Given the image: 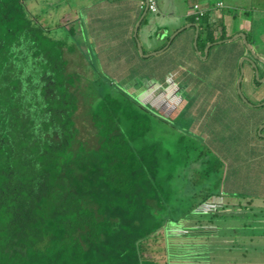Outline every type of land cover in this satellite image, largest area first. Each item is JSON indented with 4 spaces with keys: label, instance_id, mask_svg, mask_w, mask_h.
<instances>
[{
    "label": "trees",
    "instance_id": "1",
    "mask_svg": "<svg viewBox=\"0 0 264 264\" xmlns=\"http://www.w3.org/2000/svg\"><path fill=\"white\" fill-rule=\"evenodd\" d=\"M27 1L0 0V264H177L170 233L196 210L183 204L197 196L185 193L204 167V151L198 153L183 132L170 143L174 128L159 136L165 121L103 79L75 44L53 37ZM229 12L222 8L214 21L209 11L196 20L201 56L209 44L237 34L227 30ZM238 41L227 51L229 76L209 86L228 93L218 100L240 112L255 140L264 106L249 108L237 94L239 60L246 51ZM69 55H78L84 73L71 69ZM261 66L257 78L244 63L250 73L241 89L254 106L264 102L250 95L264 92ZM171 84L177 83L166 88ZM190 84H181V91ZM81 108L94 132L91 142L78 126ZM220 169L218 160L201 176L210 178ZM212 195L205 193L202 202Z\"/></svg>",
    "mask_w": 264,
    "mask_h": 264
},
{
    "label": "crops",
    "instance_id": "2",
    "mask_svg": "<svg viewBox=\"0 0 264 264\" xmlns=\"http://www.w3.org/2000/svg\"><path fill=\"white\" fill-rule=\"evenodd\" d=\"M62 2L66 6L61 20L62 26L73 40H76L78 51L93 67L96 66L91 62L92 59L98 58L105 62L104 66L113 68L115 76L125 78L113 81L125 83L136 82V76L148 75V72L143 71L141 67H149L152 63L153 67L171 68L168 71L165 69L163 71L167 79L157 82L194 83L196 80L191 79L192 75L201 76L204 69L208 67L205 66L206 64L202 66L203 60H199L196 54V26L199 28V25L196 23L198 20L194 15L193 8L198 5L205 13L210 11L209 17L214 21L221 17L220 10L222 8H228L226 0H216L215 2L212 0H157L158 11L155 13L147 10L145 5L142 8V4H145L146 0H62ZM220 3L223 4L221 8L218 7ZM248 15L249 12L245 11L244 18L230 14L225 17L228 19V23L232 24L238 20L236 32L239 34L244 32L243 28H246ZM258 17L259 24L264 26V13L258 14ZM256 26L253 24L250 26L251 29H255L253 32L254 43L251 45L256 48V54L264 58L262 48L264 34L261 35L260 42L262 43H257L255 40ZM181 29L182 31L169 44L171 37ZM138 43L141 44L142 54L139 51ZM214 45L209 48L204 60L207 62L210 55L212 63L210 62L209 68L213 70V73L222 70L223 74L229 76L228 66L230 67V65L227 51L230 48L218 47L212 50ZM87 50H90L92 56L88 55L89 51ZM156 52L157 54H154ZM250 58L254 60L258 72H260L261 64L264 65V63L255 60L252 55ZM191 68H194L195 71ZM254 70L257 77L256 69L254 68ZM159 72L161 71L159 70ZM246 72L250 73V70L246 69L245 74ZM260 80H263L261 83H264V77ZM250 95L255 101L264 100V92L257 95L250 92ZM205 98L215 100L223 98V96L217 90L214 94L210 93V96L205 93ZM261 104L256 106L252 104L253 106L249 108L263 107L264 105ZM244 111L246 114V110ZM238 113L241 115L240 112ZM263 118L264 110L260 112L257 120L261 121ZM263 125L264 123L260 126ZM263 130L264 128L261 132ZM246 141H248V151L251 153H246L247 163L262 164L264 167V161H262V159L264 160V138L258 136L255 140L249 138ZM261 179L264 180V175ZM261 186L262 189L259 188L261 190L253 191L263 194L264 182L261 183ZM209 206L210 208H208ZM252 206L253 201H249L247 207L250 211L253 209ZM245 207L230 201L206 205V209H203V211L206 210V214L202 215L208 216V219L203 221L198 219L195 224L193 222V224L191 222L185 224L187 230L179 229L180 232L176 233L178 235L176 237H179L176 238L178 240L176 243L182 245L187 243L181 241L185 235L190 236L191 244H200L204 241V247H199L197 250L199 254L196 258L191 259L194 262L204 258L207 264H264V230L262 225H257L256 221L251 220L249 223L226 220L230 213L234 215L237 212L240 215L243 209L247 210ZM263 211L261 210V213L264 214ZM219 217L222 219H216ZM248 228L251 231L246 234ZM204 253L205 257L202 255Z\"/></svg>",
    "mask_w": 264,
    "mask_h": 264
},
{
    "label": "rangeland",
    "instance_id": "3",
    "mask_svg": "<svg viewBox=\"0 0 264 264\" xmlns=\"http://www.w3.org/2000/svg\"><path fill=\"white\" fill-rule=\"evenodd\" d=\"M212 1L215 2L216 0ZM226 3L228 4V8L226 9L230 11L229 14L231 16L243 17L245 11L249 12V17L246 18L248 19L245 24L246 28L242 29L244 31L243 33L245 35H250V37H253L254 39L253 32L255 29H251L250 26H252V24L253 26L257 25L255 40L257 43H262L260 41L261 35L264 34V26L259 24L257 18H259L258 14L264 13V0H226ZM26 6L31 15L40 24L51 30L53 37L64 41L69 40L71 44H75L78 48L76 40H73L67 30L62 26L61 20L65 11L64 8L66 7L62 0H29L26 2ZM225 23L229 33H237L238 20L234 21L232 24L228 23V19L225 17ZM239 39L241 38L229 43L227 42L225 43L227 44L225 46H229L228 48L232 50L235 48L233 46L239 44ZM243 45L246 49L244 57L246 55L249 57L248 54L251 53L247 51L244 42ZM262 48L264 50L263 45ZM87 51H89L88 55L92 56L90 50ZM234 52H236V50ZM196 54L200 60H203L201 62L202 66L206 64L205 66L208 67L204 69L206 70L207 75H192L191 79L196 81L190 84V88H188L187 92L181 91V84H171V86L166 88V83L157 82L160 80H166L167 76H165L163 71L164 69L165 71H168L171 68H163L162 66H156V68L153 67L154 64L152 63L149 67H141L143 71L148 72V75L140 77L136 76V82L125 83L113 81L123 77L115 76L113 68L104 66L105 62L98 58L94 60L92 59L91 62L95 63V68L97 72L101 74L103 79L111 80L117 88L125 89L128 95L134 97V99L142 101L143 104L148 105V110L165 121L157 131L159 136L166 134L164 132L165 129L172 131L174 128L176 131L173 130L174 133L172 136L167 134L170 137L168 138L170 143L172 141L174 143V141L177 140L179 133L183 132L197 144L198 153L199 151H204V156L207 157L204 159V167L195 171L194 188H190L192 191L189 189L185 193L186 196L190 197L194 195V193L197 194L193 201L190 200V202H184L183 204V207H193L196 209L190 214L189 218L184 220L185 223L188 224L193 222L195 224V221L198 219L200 221L208 219V216L202 215L206 214V210L203 211V209H206V205L208 204L214 205L218 204V202L230 201L231 203L240 204L242 207L246 206L245 208H247V210L243 209L240 215H238L237 212L234 213V215L230 213L228 217H226V220H238L240 223L241 221L246 223H249L250 220L256 221L257 225H262V229L264 230V216H262L264 214L261 213V210H264V192H262L263 194H260L253 191L255 189H258L257 191L262 189L261 183L264 182V180L261 178L264 175V167L262 164L253 165V163H247L246 153L249 152V148L247 146L248 141L246 140L249 139L250 132L249 129L244 126V123L240 122L241 116L238 115L237 110H232L231 106H229V102H227L228 104L225 106L221 105L222 103L218 100L219 98L215 100L205 98V93L207 96H210V93L214 94L217 90L213 85L209 86V81L217 83L219 79H224L226 74H223L222 70L216 71L218 73H213V70L209 68L211 62L210 59L207 60V62L204 60L206 59V50L205 55L201 56L198 48H196ZM69 57L73 62L71 69L84 73L85 68L79 64L81 59H78V55H69ZM244 57L239 60V66ZM106 63L109 64L108 61H106ZM159 70L161 72L158 73ZM191 70L195 71L194 68H191ZM179 86L180 89H178ZM223 98H225V95H223ZM188 103L191 104V107L187 106ZM79 114L78 126L81 129L82 136L84 139L91 142L94 139V132L88 118L84 115V108H81ZM261 127L262 126H260L257 131V136L264 138V130L261 132ZM201 159H203V157H201ZM218 160L221 161V169L217 171V173L212 172L210 178H202V171ZM262 161L264 160L262 159ZM198 166V164H195L193 165V168H199ZM181 192H183V189H181ZM205 193H212L213 195L208 201L202 202V197ZM249 201H253V209L251 211L249 207H247ZM208 208H210V206ZM216 219L220 220L222 218L219 217ZM180 223V226L183 227L181 229L183 231L187 230L183 220L180 221ZM250 231L249 228L246 229V234H249ZM179 232V230H175L170 233L172 235V237H170V242L174 243L172 244L173 249L171 248L170 252L173 255L178 256L177 264H207L204 258L199 259L198 262L191 260L196 258L197 254H199L197 253L198 248L204 247V241L200 244H191L190 236L185 235L181 241L187 243L184 245L177 244L176 241L178 240H176V238L179 237H176L178 236L176 233ZM150 248L155 252L162 251L159 245H152ZM153 255L156 257L160 256V254L157 253H154ZM202 255L205 257V253Z\"/></svg>",
    "mask_w": 264,
    "mask_h": 264
},
{
    "label": "water",
    "instance_id": "4",
    "mask_svg": "<svg viewBox=\"0 0 264 264\" xmlns=\"http://www.w3.org/2000/svg\"><path fill=\"white\" fill-rule=\"evenodd\" d=\"M197 28V32H196V37H195V47L197 48V40H198V35H199V28L198 26H196ZM182 31L179 30L178 32H176L172 37H171V40L169 42V44L171 43V41ZM238 38H241L244 42V44L246 45V48H247V51L251 53L252 57L255 59V60H258L262 63H264V58H261L259 57L257 54H256V48H253V46L251 44H249L248 40H247V36L244 34V33H239L237 35H235L234 37L230 38V39H227L225 41H220V42H217V44H221V43H226V42H232ZM214 45V44H211L207 47L206 49V56L208 54V51H209V48ZM138 48H139V51L140 53L142 54V47H141V44L138 43ZM154 54H157L154 53ZM153 54V55H154ZM245 61H248L250 62L253 67L256 69V73H257V78H259V72H258V68H257V65L256 63L254 62L253 59L247 57V55L241 60L240 62V68H241V72H240V77L236 83V89H237V93L239 95V97L241 98V100L247 104L248 106H253L247 99L246 97L244 96L243 92H242V89H241V85H242V82H243V79H244V75H245V69H244V62ZM260 81H263V80H260ZM261 105H264V104H261ZM260 106V105H259ZM264 128V125L261 127L260 131Z\"/></svg>",
    "mask_w": 264,
    "mask_h": 264
},
{
    "label": "built area",
    "instance_id": "5",
    "mask_svg": "<svg viewBox=\"0 0 264 264\" xmlns=\"http://www.w3.org/2000/svg\"><path fill=\"white\" fill-rule=\"evenodd\" d=\"M144 5L146 6L147 10L151 12L155 13L158 11L157 0H146V3L142 4V8L144 7ZM218 7L219 8L223 7V4L222 3L218 4ZM193 11L197 20H199L205 14V11H203L198 5L194 6Z\"/></svg>",
    "mask_w": 264,
    "mask_h": 264
}]
</instances>
